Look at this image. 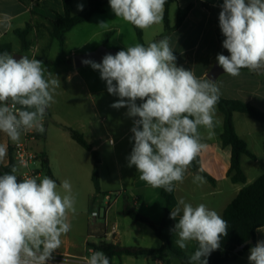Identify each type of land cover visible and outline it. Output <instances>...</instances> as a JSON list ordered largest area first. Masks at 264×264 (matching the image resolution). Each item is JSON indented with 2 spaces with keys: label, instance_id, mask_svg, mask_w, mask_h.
<instances>
[{
  "label": "clouds",
  "instance_id": "9594fccd",
  "mask_svg": "<svg viewBox=\"0 0 264 264\" xmlns=\"http://www.w3.org/2000/svg\"><path fill=\"white\" fill-rule=\"evenodd\" d=\"M166 2L109 0V5L116 18L143 31L163 21ZM77 8L83 11V4ZM97 25L108 26L103 21ZM0 27H11L7 14L0 17ZM219 27L225 37L222 47L230 53L216 57L224 73L236 77L244 68L264 72V0H223ZM82 63L98 70L107 92L119 98L111 107L127 108L126 115L134 118L128 167L135 166L139 178L150 187L172 192L205 147L199 129L205 128L209 137L214 135L220 98L215 81L177 66L168 36L147 46L137 43L115 55L106 54L99 63L90 59ZM60 85L51 72L46 76L41 60L0 53V132L14 143L22 133L43 134L47 109ZM137 100L142 102L137 104ZM6 157L7 144L0 143V163ZM21 166H26L23 161ZM17 171L13 165L10 172L0 175V264H48L62 236L71 230L69 213L76 211L72 185L67 179L58 185L47 175L25 176L18 182ZM193 182L205 180L196 174ZM170 219L177 221L170 231L176 234L181 250L190 242L197 244L188 264H208V257L228 235V222L204 203L194 207L180 200ZM249 252V264H264V240ZM85 262L110 264L105 253L96 250Z\"/></svg>",
  "mask_w": 264,
  "mask_h": 264
},
{
  "label": "crops",
  "instance_id": "0c3cea01",
  "mask_svg": "<svg viewBox=\"0 0 264 264\" xmlns=\"http://www.w3.org/2000/svg\"><path fill=\"white\" fill-rule=\"evenodd\" d=\"M222 4L223 0H175L168 10L169 22L173 26L177 20L178 10L191 7L183 23L173 30L168 37L176 56L177 66L192 70L196 77L200 79H206L214 64L218 63L216 60L218 54L230 55L219 41V37H224L219 27V13ZM86 6L87 0L84 8ZM108 9L110 7H107L106 12L102 15H108ZM63 12L62 0H0V17L7 14L10 17L11 25L7 30L0 27V45L10 44L12 46L11 38L17 37L14 33L15 30L25 29L36 18H43L49 22L54 20L57 14L62 15ZM102 15H95L89 22L82 25L97 21V17ZM170 17H173V21ZM109 21L111 23L110 29L113 30L109 32V35H112V37L103 45L125 50L124 48L128 47V45L119 38L112 42L113 38L121 32L118 21L115 18H110V16ZM82 25L76 26L67 33L65 44L67 43L68 35ZM160 28H163L164 32L163 21L147 29V31L155 32L153 36L149 37L150 42L159 40L158 37L163 34V32L158 33ZM145 32L146 30L142 31L143 41L146 38ZM97 34L98 31H95L91 36L87 37L78 47L72 49L71 54L77 55L97 49L95 47L97 45L91 44V39ZM73 67L72 76H75L78 74V70L75 66ZM215 83L220 89V98L248 103L264 112V72L254 74L250 71H241L240 75L236 77L224 73ZM118 99L117 96L107 92L106 82L104 81L101 86L94 90L91 114L86 115L80 125L81 127L78 128H81L79 129L80 133L84 135L93 149L98 152L101 192L125 193L126 196L132 199L135 210L149 218L159 227L165 215V200L160 195V188L154 189L142 181L139 178L140 173L137 172L135 166L128 167L127 157L130 155L134 144V141L131 140L133 134L130 131L134 118L126 115L127 108L115 109L111 107ZM138 102L139 100H137V104ZM215 119L217 123L213 130L214 135L211 137H209L205 128L201 127L199 129L201 142L205 147L199 153L201 171H198L199 175L204 177L203 172L212 177L215 182L212 184L204 177V183H194L193 179L196 174L188 168L183 183H177L174 186L176 188L177 202L184 200L187 203H191L194 207L204 203L210 209L223 216L225 209L236 198L242 188L245 185L252 184L258 177L263 175L250 179L246 172V166H257L259 163L264 165V123H260L244 113L236 112L233 115L236 133L247 143L250 152L256 156L255 160L247 156L242 157L241 165L247 177V183L244 185L234 184L228 177L231 163V147H224L220 142L219 136L224 128V114L217 106ZM111 120L120 127V130L115 134L117 140H114L111 136L103 138L97 126L98 123L103 124V122ZM54 122L57 123V121ZM64 126L70 128L67 125ZM41 140L44 141L43 144H41ZM41 140L31 143V147L34 151L44 155L50 170L49 177L54 179L58 185L65 179L70 181L76 203L80 202L82 204L83 200H88L92 209L91 212L96 210L95 208L99 204H103L101 200L102 194L96 195L95 190L94 192L89 191L88 181L92 183L93 170H72V167H74L73 163L71 164L73 157L69 149H73L72 145L78 144L71 138V135L69 138L64 136L65 145L57 149L51 141L49 125L48 121H46V129ZM0 143H3L1 139ZM11 143L12 141L7 137V143H4L7 144V157L2 162L3 165L9 163ZM74 151L77 154H81L77 148ZM58 190L63 194L62 189ZM122 202L123 199L112 203L106 217L101 218V220L92 219L87 212L83 213L82 209H76L75 213H69L71 230L62 236V244L59 250L72 254L90 255V250H96L94 247L102 242L120 247L152 249L141 246L137 241H134L138 240L139 233L145 231L143 226L145 224L135 223L129 217L121 215ZM174 225L175 223L171 225V229L174 228ZM113 226H116V234L111 232ZM171 232L170 234H172ZM260 240H264V227L256 231V243ZM163 244L161 241L159 248ZM244 252H249V250ZM169 254L167 253L165 257L159 255L164 263L170 264ZM150 257L154 256H148V258ZM110 261L117 264H135L138 261V257H113Z\"/></svg>",
  "mask_w": 264,
  "mask_h": 264
},
{
  "label": "trees",
  "instance_id": "16d2710c",
  "mask_svg": "<svg viewBox=\"0 0 264 264\" xmlns=\"http://www.w3.org/2000/svg\"><path fill=\"white\" fill-rule=\"evenodd\" d=\"M74 0H62L63 14H57L54 20L49 21V35L52 39L57 40L61 45L65 44L66 35L76 26L87 23L95 15H102L106 12V8L110 7L109 0H87V6L78 15H72V4ZM175 0H167L163 15L164 32L158 39L165 36L177 29L184 21L189 13L191 7L178 10L176 23L172 26L168 18V10L170 5ZM133 27V26H132ZM141 44L147 46L143 41V33L140 29L133 27ZM31 30L28 24L23 30H15V35L20 39L22 47L25 49L28 46L27 36ZM108 33L107 35H109ZM225 37H219L220 44H222ZM12 46L10 44L0 45V53H11ZM241 71H249L247 68ZM254 73V72H252ZM257 74V73H254ZM142 101H139L140 104ZM224 114V128L220 134L219 139L224 147H231V163L228 170V177L234 184H246L247 177L242 169L241 161L243 156H247L253 160L256 156L250 152L247 143L238 136L235 131L233 122V115L236 112L244 113L252 117L254 120L264 123V112L258 110L248 103L237 100H225L219 98L216 105ZM71 138L83 149L88 151L94 161L92 171V183L94 186L95 194H107L101 192L99 182V157L98 152L93 149L90 143L86 140L84 135L77 130L67 128ZM15 165L12 155V149L9 148V163L3 165L0 163V174L10 172L11 167ZM43 165L50 174L47 161L43 160ZM192 172L201 171V160L198 157L192 162L189 167ZM204 177L211 182H215L212 177L202 172ZM160 195L165 200V215L160 224L156 226L149 218L139 214L133 207V201L130 197L124 196L122 202L121 215L129 217L135 223H143L151 228L155 235L164 243L159 249L137 248V247H120L114 244L102 242L94 247L96 251H103L110 259L113 257L121 258L123 256H153L160 255L165 257L170 253L177 257L181 264H188L189 255L181 250L178 246L174 245L172 235L170 234L171 225L176 223V220L170 219V212L177 205L176 188L172 192H167L160 188ZM228 222V235L221 240V247L212 252L208 257V264H228L235 261L238 256H241L244 251L250 250L251 247L256 245V231L264 227V175L258 177L252 184L245 185L244 188L238 193L236 198L225 209L223 216ZM179 219V217H177ZM249 240H254L251 244L246 246L242 252H236V249ZM197 244L194 241V249L196 250Z\"/></svg>",
  "mask_w": 264,
  "mask_h": 264
},
{
  "label": "rangeland",
  "instance_id": "374dc122",
  "mask_svg": "<svg viewBox=\"0 0 264 264\" xmlns=\"http://www.w3.org/2000/svg\"><path fill=\"white\" fill-rule=\"evenodd\" d=\"M86 0H74L72 5L73 13L72 15H78L81 11L78 10L77 5L83 4V9L85 6ZM108 15L98 16L97 21H93L92 23L82 25L74 30L70 35H68L67 43L61 45L57 40H54L49 35V22L45 19L36 18L32 24H29L31 30L27 36L28 46L27 48H23L21 41L18 37L11 38L12 50L11 54H20L23 56H28L31 58H36L43 62V66L45 68V74L51 72L53 78H57L60 80V87L55 89L54 92V103L50 105L47 109V113L45 116V124L48 121L49 125V135L51 141L54 144V147L59 149L65 145L64 136L70 137V133L64 125L69 126L72 129H75L81 132L78 127H81V123L86 115L91 114L93 108V97L94 90L101 86L104 81L99 78L100 73L98 70L92 69L90 65L79 68L78 74L72 76L74 72V56L71 54L72 49L78 47L87 37L91 36L95 31H98L97 35L91 39V44L97 45L95 47L105 46L103 44L108 42V39L112 37V35H107L110 31V18H115L119 27L121 28V32L118 36L113 38V41L116 38H119L128 46H134L137 43H141L139 38L137 37L133 27L131 24L126 23L120 18H116L115 14L112 12L111 8L108 9ZM173 21V17H170ZM107 22V28H101L97 24L100 22ZM35 30V31H34ZM163 28H160L158 33H162ZM155 32H150L149 30L145 32V40L144 43L147 45L150 43V38L153 36ZM67 36V35H66ZM93 41V42H92ZM107 48H111L110 46H105ZM118 49V48H117ZM126 50V48H124ZM54 121H57L54 122ZM98 128L100 135L103 138L112 137L114 140H117L116 133L120 130L119 125L114 124L113 120L108 122H103V124L98 123ZM0 139L3 143H7L6 134L0 132ZM42 139V138H41ZM39 139V141L41 140ZM44 141L41 140V144ZM73 149H69L70 154L73 159L71 160V164L73 163L74 167L72 170H93L94 161L91 155L82 147L78 145H72ZM80 150L81 154H77L74 150ZM248 165V164H247ZM246 172L250 179L258 177L259 175H264V165L263 163H259L257 166H246ZM88 186L90 188L89 191L94 192V186L90 181H88ZM102 199V198H101ZM76 209H82L81 211L87 212L90 216L91 207L88 203V200H83L82 204L77 202L75 204ZM103 204H99L95 209L100 210L101 213L103 211ZM101 220V218H98ZM145 227V231H142L138 235L137 243L141 246L149 247L152 249L159 248L161 246L160 239L155 235L154 231L150 229L147 225H143ZM172 239L174 245H176L175 241L177 236L175 233L171 232ZM194 242H190L187 249L184 250L186 254L189 256L193 254ZM249 252H244L241 256L235 261H232L228 264H249L248 256ZM169 263L170 264H181L179 259L172 254H169ZM135 264H155L154 258H148V256L138 257V261ZM165 264H167L165 262Z\"/></svg>",
  "mask_w": 264,
  "mask_h": 264
},
{
  "label": "built area",
  "instance_id": "2783aa9c",
  "mask_svg": "<svg viewBox=\"0 0 264 264\" xmlns=\"http://www.w3.org/2000/svg\"><path fill=\"white\" fill-rule=\"evenodd\" d=\"M46 129V124L44 122ZM44 134V133H43ZM43 134L36 131H31L28 133H22L20 141L17 143L12 142L10 148L12 149V155L15 165L18 167L17 173L18 182H21L25 176L31 177H43L44 175L49 176V173L45 166L43 165L44 155L40 152H36L32 149L31 143L42 138ZM110 142H112L110 140ZM21 161L24 162V165L21 166ZM124 196L123 192H114L101 195V200L103 202V211L94 210L91 212L90 216L92 219H98L106 217L110 206L112 203L121 201ZM113 234H116V226H113L111 229ZM92 249L90 250L91 254ZM90 256L89 254H72L69 252H62L59 249L55 250L52 253V259L48 261V264H86L85 258ZM155 264H165L162 258L159 255H153ZM110 264H117L110 261Z\"/></svg>",
  "mask_w": 264,
  "mask_h": 264
},
{
  "label": "water",
  "instance_id": "95a60500",
  "mask_svg": "<svg viewBox=\"0 0 264 264\" xmlns=\"http://www.w3.org/2000/svg\"><path fill=\"white\" fill-rule=\"evenodd\" d=\"M120 51L119 49L116 48H107L105 46H100L97 49L91 51V52H87V53H82V54H77L74 56L73 62H74V66L76 69L85 67L87 65L83 64L82 61L84 59H90L93 60L97 63L102 61V58L106 55V54H113L115 55L116 52ZM21 56L23 55H14L13 57L16 59H19ZM222 74H224V70L218 65V63L214 64L213 68L210 70V72L207 74V78L212 79L213 81H216ZM194 174H199L198 171H195ZM252 242H254V240H249L247 242H245L244 244H242L241 246H239L236 249V252H242L244 250V248L246 246H248L249 244H251Z\"/></svg>",
  "mask_w": 264,
  "mask_h": 264
}]
</instances>
